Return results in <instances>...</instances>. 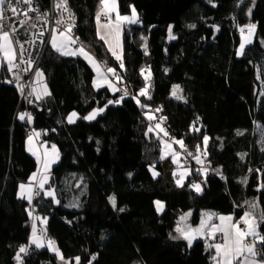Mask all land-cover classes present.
I'll list each match as a JSON object with an SVG mask.
<instances>
[{
	"label": "trees",
	"instance_id": "obj_1",
	"mask_svg": "<svg viewBox=\"0 0 264 264\" xmlns=\"http://www.w3.org/2000/svg\"><path fill=\"white\" fill-rule=\"evenodd\" d=\"M68 1L77 16L74 36L115 69L132 97L108 105L94 120L82 119L123 94L108 85L97 88L95 71L82 56L63 55L49 46L40 68L50 93L27 107L7 65L3 67L0 264H19L17 253L30 245L33 222L41 216L47 217L45 232L64 257H80L79 264H216L214 248L200 238L189 245L176 235V227L187 211L194 224L205 211L240 218L251 199L264 215V149L255 127L256 122L264 127V0H118L122 14L135 7L140 21L123 28L124 68L97 35L99 0ZM249 21L256 25L254 39L239 56L241 37L247 34L239 25ZM169 25L175 39L169 37ZM146 84L150 99L139 95ZM174 85L186 100L171 95ZM144 104L161 109L155 111L166 118L168 138L194 150L183 186L163 180L162 144L149 131ZM27 108L33 112L31 121L20 120ZM73 111L81 118L69 123ZM33 129L41 130L60 152L49 182L58 197L41 189L29 202L18 188L31 182L38 169L27 148ZM202 154L211 164L205 171L200 168ZM154 171L159 175L153 176ZM194 182L202 183V191L191 187ZM113 196L115 207L109 199ZM157 199L164 201L162 211ZM32 204L37 213L30 210ZM259 230L264 235V222ZM256 247L264 248L259 242ZM57 263V253L46 242L43 248L32 245L23 262Z\"/></svg>",
	"mask_w": 264,
	"mask_h": 264
},
{
	"label": "snow or ice",
	"instance_id": "obj_2",
	"mask_svg": "<svg viewBox=\"0 0 264 264\" xmlns=\"http://www.w3.org/2000/svg\"><path fill=\"white\" fill-rule=\"evenodd\" d=\"M17 3H23L25 5H31L33 0H16ZM100 2V8L96 13V22H97V35L101 40L105 42V44L108 45L109 51L112 53L113 56L116 57L117 60L120 61V67L124 68L122 55H119L117 53V49L120 48L122 50L121 45V27L124 23L134 24L139 23V16L136 12L135 7H132L131 9V15H121L118 7L117 0H99ZM68 0H59V3L56 5L58 8H62L64 11L69 12V18L74 19L72 16L70 10L67 7ZM5 5V0H0V20L3 19V6ZM8 7L10 10L15 13L16 8L12 6V0H8ZM28 11H37L35 8H29ZM251 10H249L250 13ZM115 14V20H112V14ZM25 16L28 15V12L26 11L24 13ZM107 17V22L102 23L101 17ZM23 23V21L21 22ZM65 23L63 20H58L57 24ZM7 25H4L0 23V53L3 54V60L6 62L8 71H12L14 68H17L18 65L14 62L17 57L16 48L14 47V37L11 35V33H14L16 31L15 27H12L11 30H5ZM74 27L73 23H67L66 27L63 31H60L58 35L54 33L51 38V45L53 48H55L57 51L61 52L63 55L68 56H74V55H83L89 63L93 65V67L96 70L98 79L94 81V84L97 88L101 87L103 84H107L109 88L112 89V91H119L107 78L106 73L102 70L101 65L99 62L96 61L95 57H93L88 51L85 50L83 45L78 47L75 50H69V45L75 44L78 37H73L71 35L72 29ZM189 27H195L194 25H189ZM248 36L244 37L242 39V42L239 46V52L238 55H242L245 49L246 44H250L251 41V35L255 30L256 25L251 24L248 25ZM105 30V31H101ZM169 31V37L171 39H175L174 36H172V26L169 25L168 28ZM243 29H241V32L243 34ZM21 47V55L23 54V45ZM146 48V44H145ZM29 65L31 66L32 61H28ZM28 69H25L27 71ZM144 69H141V73H144ZM107 73H111L113 75H116L117 80L119 81L121 77H119L115 69L113 68H107ZM150 72L148 75H145V80L150 79ZM36 76L42 77L43 73L37 70ZM150 85L146 84L144 88L140 89L139 95L140 96H148V89ZM21 91H23V88L21 87ZM33 93L36 91L35 89L32 90ZM182 90L180 89L179 85H174L171 95L175 97L176 99L183 100L184 97L180 95L179 93ZM30 95L32 93H29ZM44 94L47 93V90L45 89ZM128 92L125 89L124 95L120 97L119 100L113 101L109 100L107 104L104 105L103 108L93 109L87 116L82 117V119L85 120H94L96 116L103 112L105 108L108 107V105H111L113 103H120L125 96H128ZM40 95L37 94V99H40ZM150 99L151 97L148 96ZM136 102L139 104L140 100L136 98ZM146 107V105H145ZM160 108H157L156 111H160ZM20 120H25L26 118L31 121L32 117L28 113H21L18 117ZM77 118H81L78 116V113L73 111L69 114L67 117L69 123H75ZM149 120L153 119L152 115L148 116ZM166 119L164 117H161V120ZM156 128H158L161 132H164V135H168L167 131H165L160 124L156 125ZM196 131H199V129H195ZM149 131H152L151 128H149ZM36 136H39V133H35ZM208 137H204L205 144L208 141ZM29 148L28 150L32 152L33 155L37 157V160H41V156L36 150L32 144L33 137L29 136ZM99 143V142H97ZM176 143L180 144L181 147H183V141H176ZM44 147V154H43V170L41 174V179L39 180L38 187L39 189H44L45 184L48 182V171L50 169V166L52 163H54L56 160L59 159V152L56 148V145L51 146V152H49V149L45 146ZM164 152L160 159H164L169 154L172 156L173 163H178V157L179 153L175 152L172 149V145L164 142ZM197 150H199V146H197ZM189 155H192L189 153ZM198 162L200 161L199 156L194 157ZM154 167V166H153ZM187 173H180L179 179L176 180V183L178 186H183V180L185 178V175ZM38 173H33L30 177V181H35ZM131 175V174H129ZM159 175V173L153 172V176ZM177 175L176 172H173V176L175 177ZM192 188H194L197 192L202 191L201 186L199 184H192ZM20 197L28 199L29 202H31L33 197V184H21L20 185ZM36 195H39V193H35ZM45 195L47 196H54V191L49 190L45 192ZM111 203L115 207L116 200L115 197H109ZM56 203H59V201H56ZM158 206H160L161 202H156ZM252 208H255L256 205L253 204L251 206ZM124 209H120V211H123ZM186 214L185 216H181L180 220L185 221L187 218ZM216 216L215 213H204L203 218L201 219L200 223L196 227H192L191 225L188 226H181L180 224L177 225L176 231L180 233L179 238H183L187 240L188 244L191 245L193 240L196 239L197 236H205L206 234L210 236L212 239L216 238V234L219 233L222 235V242L210 244V248H214L216 255L213 257V260L216 262V264H264V259H257L258 257L264 256V248L257 249L256 244L259 242L262 246H264V235L260 232V223L264 222V215H261L260 220L257 221V219L252 215L250 211L244 212L243 216L240 217L238 221L233 220V216L231 215H219L218 219L220 221L219 224L212 223L213 217ZM43 223H47V220L44 219L42 221ZM244 224V228L240 227V223ZM252 237L253 241L252 243L247 242V238ZM178 237H173V239H177ZM31 244H34L36 248H43L45 247V241L44 237L42 235L37 234V228L36 224L33 223L32 225V234H31ZM47 247L50 248L53 252L57 253L59 255L61 260H64V256L60 253V250L56 247L55 241L49 239L47 240ZM28 250V246H21L19 249V252L17 253L16 259L19 261L21 260L20 253H26ZM95 259V257H93ZM75 260L77 264L80 262V257H75ZM91 264V262H89Z\"/></svg>",
	"mask_w": 264,
	"mask_h": 264
},
{
	"label": "built area",
	"instance_id": "obj_3",
	"mask_svg": "<svg viewBox=\"0 0 264 264\" xmlns=\"http://www.w3.org/2000/svg\"><path fill=\"white\" fill-rule=\"evenodd\" d=\"M59 3V0H49V4L46 7H43L37 0H33L31 5H25L23 3H17L16 0H12V6L16 8V12L13 13L8 7V0H5V5L3 6V19L0 20V23L7 25L5 30H11L12 27L16 28L14 33L11 35L14 37V46L16 48L17 57L14 61L18 67L14 68L11 73V77L14 81H16L19 91H20V102L24 103L27 107L32 106L34 104L33 96L28 94V88L31 84H33V80L37 70L40 68L43 56L50 46L51 38L54 33H58L63 31L66 27L67 23H73L74 27L72 29V33L74 28L77 25V16L72 9L69 1L67 3V7L70 10L74 19L69 18V12L64 11L62 8L56 7ZM35 8L37 11H28L29 8ZM28 12V15L25 16L24 13ZM107 20V17H103ZM58 20H63L65 23L57 24ZM23 21V23H21ZM254 24L249 21L239 25V31L243 29V33H248V25ZM21 45H23V54L21 55ZM82 43L77 40L75 44H72L73 49H77L80 47ZM28 61H32L31 66ZM25 69H28L25 71ZM21 87L23 91H21ZM25 113L32 115V110L27 108L25 109ZM143 113V112H142ZM171 139V138H170ZM181 151L186 150L189 155V150L186 147H181ZM184 155V154H183ZM190 159L192 155H189ZM203 162L202 167L206 168V170L210 169V162L207 157L202 154L201 156ZM185 159V157L183 158ZM184 162H186L184 160ZM187 163V162H186ZM41 194V189L38 187V182L35 185V193ZM30 210L33 213H37V206L32 204ZM40 231V234H43L47 237V239H52L50 235H48L45 231ZM216 239H222V235L217 233ZM28 246V250L26 253H23L22 264L24 262L25 256H27L32 251V246L25 244ZM23 245V246H25Z\"/></svg>",
	"mask_w": 264,
	"mask_h": 264
},
{
	"label": "rangeland",
	"instance_id": "obj_4",
	"mask_svg": "<svg viewBox=\"0 0 264 264\" xmlns=\"http://www.w3.org/2000/svg\"><path fill=\"white\" fill-rule=\"evenodd\" d=\"M99 7H100V5H99ZM136 12H137V14H138V11L136 10ZM125 15H131V13H129V14H125ZM112 20L114 21L115 20V16H114V14H112ZM101 19H102V21H104V22H107V20H105L104 18H103V16L101 17ZM123 28H124V24L122 25V27H121V45H122V50L120 49V48H118L117 49V53H119L120 55H122V53H123ZM96 29H97V25H96ZM254 32L252 33V35H251V41L253 42V39H254ZM246 36H248V33L247 34H243L242 35V37H241V42H242V39L244 38V37H246ZM251 42V43H252ZM250 43V44H251ZM83 45V44H82ZM249 44H246L245 45V48L248 46ZM84 46V45H83ZM106 46L108 47V45L106 44ZM240 46V45H239ZM239 46H238V50H237V53L239 52ZM15 47V46H14ZM85 47V46H84ZM87 48V47H86ZM244 51H245V49H244ZM244 53V52H243ZM45 55V54H44ZM239 56H241V55H239ZM115 57V56H114ZM43 58H44V56H43ZM97 58V62H99L100 63V65H101V68H102V70L106 73V75H107V78H108V80L114 85V84H116V88H118V89H120L121 90V94H123L124 95V90L126 89L123 85H122V83H121V81H118L117 80V78H116V75H113V74H111V73H107V68H110V66L108 65V62L105 60V59H101V58H98V57H96ZM116 58V57H115ZM8 69V68H7ZM9 72V74H10V77H11V73H10V71H8ZM95 74H97L96 72H95ZM117 74V73H116ZM118 75V74H117ZM35 76H36V74H35ZM95 76H97V75H95ZM119 76V75H118ZM11 79H12V77H11ZM34 79H35V77H34ZM98 79V77H96V79H95V81ZM13 80V79H12ZM14 81V80H13ZM15 82V84L17 85V83H16V81H14ZM17 87H18V85H17ZM34 89V80H33V84H31L30 86H29V88H28V91H27V93L29 94V93H32L31 95L33 96V100H34V103H36L37 101H39V100H37L36 99V97H35V94L33 93V90ZM180 89L182 90V88L180 87ZM127 90V89H126ZM127 92H128V96H131V93L127 90ZM264 92V89L263 90H261V93H263ZM180 95H182L183 97H184V99L183 100H186V96L184 95V93H183V90L179 93ZM132 97V96H131ZM99 101V100H98ZM143 113H144V116H145V118H146V120L148 121V125H149V128H151L152 129V132L155 134V135H157V136H159V138H160V140L162 141V139H165V138H168L166 135H164V132H161L158 128H156V125L158 124V122H161L162 124H163V126H164V119L163 120H161V115H159V113H157L156 112V116L152 119V120H149L148 119V116L149 115H151V113L149 114V112H152V111H155L156 109L154 108V109H152V107L151 106H148V105H146V107H145V104L143 105ZM256 135H257V143L259 144V146L262 148V149H264V127L259 123V122H256ZM32 131H34V129L32 130ZM169 139V138H168ZM170 141H172L173 143H174V146H175V150H176V152H178L179 153V155L181 156V168L180 167H174L172 164H170L169 166H166L167 164H166V161H164L163 160V163L165 164H162L163 165V168L164 167H168V169H167V172H165V175L163 176V180L165 181V182H172L171 180H169V179H172L173 177H171V175H170V171H172V172H176L177 173V175L175 176V178H173L174 179V181H175V183H176V180L179 178V176H180V174H178V173H184V172H186L187 174L185 175V178H184V180H183V183H185L186 181H187V178H188V175L191 173V171H192V165H190V157H189V155H188V153L186 152V150H183V152L181 151V149H180V144H178V143H176V141L177 140H172V139H170ZM162 144V143H161ZM189 152L190 153H194V150L193 149H189ZM184 154V155H183ZM185 157V159H183ZM184 160L187 162H184ZM170 162V161H169ZM192 163V162H191ZM199 166V164L197 165V167ZM197 167H195L196 168V170H198L197 169ZM200 168L202 169V170H206V168L204 167H202V165H200ZM47 175H48V177H49V179H48V182L45 184V186H44V191H49V190H52V191H54V195L56 196V197H58V195L56 194L57 192H56V189L55 188H53V187H51V186H49V182H50V179H51V172H49V173H47ZM185 181V182H184ZM80 182H76V184H79ZM195 183V182H194ZM193 183V184H194ZM22 184H29V183H22ZM33 184V192H34V186H35V183H32ZM171 184H173V183H171ZM177 184V183H176ZM195 184H199L200 186H201V189H202V187H203V185H202V183L201 182H198V183H195ZM33 199V198H32ZM76 199H78V198H75V200ZM115 200H116V198H115ZM157 201H159V202H161V204H160V206H159V210L160 211H162L163 210V208H164V201L163 200H160V199H157L156 200V202ZM255 202V203H254ZM74 203V202H73ZM253 204H255L256 205V207L255 208H252L251 206L253 205ZM248 205H249V208H247L246 210H245V212L246 211H250L251 213H252V215L257 219V221H258V219H260V217H261V215H263L262 214V210H261V208H260V205H259V203L257 202V200H255V199H251L249 202H248ZM190 213V215H187V218H186V220L185 221H181L180 220V218H179V224L181 225V226H188V225H191L192 227H196V226H198L199 225V223H200V221H201V219L203 218V215H202V217H201V219H200V221H199V223H192L191 221H190V216H191V211H187V212H185V213H182L181 215H180V217L181 216H185L186 214H189ZM204 213H208V211H205ZM203 213V214H204ZM209 213H211V212H209ZM216 215H228V213H218V214H216ZM41 218V225H39V224H37L36 223V225H38L37 226V234L38 235H42L43 237H44V241L47 243V240H49V239H47V237L45 236V235H43V234H40V231L39 230H41V231H45L46 230V224L45 223H43L42 221L45 219L44 217H40ZM214 218H215V216H214ZM215 220V219H214ZM239 220V219H238ZM212 223H213V220L211 221ZM214 223H216V224H219V221H214ZM176 235H179L180 236V233L179 232H177L176 233ZM202 239V240H204L205 241V243H206V245L207 246H209L212 242L211 241H209V236L206 234L205 236H197L196 237V239H194L193 240V242L194 241H196L197 239ZM51 240H53V241H55V245H56V247L59 249V246H58V242L56 241V240H54V239H51ZM247 241H253V238H247ZM193 242H192V244H193ZM60 250V249H59ZM60 253L62 254V252H61V250H60ZM63 255V254H62ZM64 256V255H63ZM75 263H77L76 262V260L75 261H72V259H70V258H67V257H64V260H61L60 259V257H59V255H58V263L57 264H75ZM19 264H22V259H21V261H19Z\"/></svg>",
	"mask_w": 264,
	"mask_h": 264
},
{
	"label": "crops",
	"instance_id": "obj_5",
	"mask_svg": "<svg viewBox=\"0 0 264 264\" xmlns=\"http://www.w3.org/2000/svg\"><path fill=\"white\" fill-rule=\"evenodd\" d=\"M117 2H118V0H117ZM118 7H119V5H118ZM100 8V7H99ZM120 11V10H119ZM114 14V13H113ZM120 14L121 15H125V14H122L121 12H120ZM114 16H115V14H114ZM101 22L102 23H106V22H104V21H102V19H101ZM125 24H128V23H124V26H125ZM96 25H97V22H96ZM102 32L103 31H105V30H101ZM59 33V32H58ZM58 33H56L57 35H58ZM71 35L75 38V36H74V34L73 33H71ZM50 46H52L51 45V43H50ZM84 47V46H83ZM85 48V50L86 51H88L93 57H95V55L88 49V48H86V47H84ZM55 49V48H54ZM56 50V49H55ZM69 50H75V49H73L72 48V44L71 45H69ZM59 52V51H58ZM118 52V51H117ZM60 54H62L61 52H59ZM119 54V53H118ZM120 55V54H119ZM68 56V55H67ZM74 56H77V55H74ZM80 56H82L83 58H85L83 55H80ZM86 59V58H85ZM95 59H96V61H97V58L95 57ZM87 60V59H86ZM88 61V60H87ZM88 63H89V61H88ZM91 66H92V68L94 69V71L96 72V70H95V68L93 67V65L91 64V63H89ZM5 65H7L6 64V62L3 60V54L2 53H0V76H1V72H2V70H3V67L5 66ZM110 68H113V67H110ZM114 69V68H113ZM40 72H42L43 73V76L42 77H37V76H35V79H34V89L36 90L35 92H34V94H35V97H36V99H37V94H39L40 95V99H37V100H41L42 98H44V97H46L47 95H49V94H44L45 93V89L47 90V93H50V87H49V85H48V82H47V79H46V75H45V73H44V71L41 69V68H39L38 69ZM97 75V74H96ZM108 75V74H107ZM96 77L97 76H95V78H94V81H95V79H96ZM103 85H107V84H103ZM115 86H116V84H114ZM95 109H98V108H95ZM151 113V115L153 116V118L156 116V111H152V112H149V114ZM158 124H160V126L165 130V128H164V126H163V124L161 123V122H158ZM35 133H39V136H36L35 135ZM29 136H32L33 137V141H32V144H33V146H34V148L36 149V150H38V152H39V154H40V156H41V160L40 161H38L37 160V162H38V169H37V171L35 172V173H38V175H37V177H36V180L35 181H31V182H28V183H35V185H36V182H38L39 183V180L41 179V174H42V170H43V154H44V147H42V145L43 146H45V147H47L48 149H49V152H51V146L53 145V143H49L48 141H46L45 139H44V137H43V133H42V131L41 130H39V129H34V131H32L31 132V134L29 135ZM29 136H28V138H29ZM167 136V135H166ZM28 138H27V148H29V141H28ZM164 142H167V143H169V144H171L172 145V149L176 152V148H175V146H174V143L172 142V141H170V138L168 139V138H165V139H162V141H161V143H162V149H161V153L163 154V152H164ZM55 145V144H54ZM181 146V145H180ZM57 148V147H56ZM57 150H58V148H57ZM58 152H59V150H58ZM32 153V152H31ZM178 153V152H177ZM35 156V155H34ZM36 157V156H35ZM59 157H60V152H59ZM36 159H37V157H36ZM165 159V160H164ZM163 160L164 161H166V166H169L170 164H172L174 167H180L181 166V156L179 155V157H178V163H173V161H172V156H171V154H169L167 157H165ZM57 161L58 160H56L54 163H52L51 164V166H50V169H49V171H48V173L49 172H51V170H52V168L54 167V165L57 163ZM170 161V162H169ZM164 164V163H163ZM165 165V164H164ZM181 168V167H180ZM167 169H168V167H164V175H165V172H167ZM178 174H180V173H178ZM170 175H171V177H173V172L172 171H170ZM173 178H175V177H173ZM169 179V180H171L172 182L171 183H173V185L174 186H177V184L175 183V181H174V179ZM176 179V178H175ZM179 179V178H178ZM185 182V181H184ZM21 185V184H20ZM20 185H19V188H18V194L20 193ZM34 191H35V186H34ZM33 194H34V192H33ZM20 195V194H19ZM33 198V197H32ZM25 199L26 200H28L27 198H26V196H25ZM255 203V202H254ZM249 208V207H248ZM209 212H211V213H215V212H212V211H208V213ZM215 214H218V213H215ZM228 215H231V216H233V220H234V222L235 221H238V219H240V218H237L235 215H234V213H228ZM218 216L219 215H216L215 216V218L213 217V223H214V221L216 222V221H219V219H218ZM243 216V215H242ZM43 217V216H42ZM46 220H47V217H44ZM215 219V220H214ZM33 223H37V224H39V225H41V218H40V221H35V222H33ZM219 223H220V221H219ZM37 226L38 225H36V228H37ZM240 227L241 228H244L245 226H244V224L241 222L240 223ZM31 234H32V228H31ZM31 234H30V241H29V244L30 245H34V244H31ZM249 238H252V237H249ZM223 239V238H222ZM222 239H219V240H217L216 238L215 239H212L210 236H209V241H211L212 243L211 244H215V243H220V242H222ZM248 243H252V241H247ZM215 250V249H214ZM258 259V258H257Z\"/></svg>",
	"mask_w": 264,
	"mask_h": 264
},
{
	"label": "bare ground",
	"instance_id": "obj_6",
	"mask_svg": "<svg viewBox=\"0 0 264 264\" xmlns=\"http://www.w3.org/2000/svg\"><path fill=\"white\" fill-rule=\"evenodd\" d=\"M30 246H32V245H30Z\"/></svg>",
	"mask_w": 264,
	"mask_h": 264
}]
</instances>
